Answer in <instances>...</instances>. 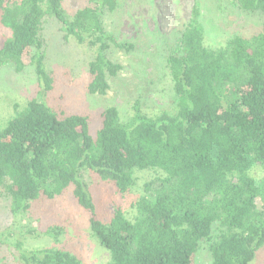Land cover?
Here are the masks:
<instances>
[{"label": "trees", "instance_id": "trees-1", "mask_svg": "<svg viewBox=\"0 0 264 264\" xmlns=\"http://www.w3.org/2000/svg\"><path fill=\"white\" fill-rule=\"evenodd\" d=\"M69 15L63 0H0V69L22 72L30 65L47 90L43 39L49 18L62 25L65 38L96 49L90 62L88 91L105 94L108 75L122 65L108 50H132L104 26L102 13L119 0H86ZM241 10L264 17V0H232ZM199 0L168 57L177 99L173 113L156 116L139 104L127 120L116 106L102 112L93 137L86 115L59 116L40 98L0 126V188L11 198L14 215L40 197L54 199L68 189L87 212L92 234L109 253L108 264H195L202 241L209 242L211 264H252L264 246V178L251 174L264 166V23L261 31L235 34L219 47L206 43ZM155 178L109 221L102 220L85 172L112 182L125 195L138 188L139 173ZM219 232L213 235L214 225ZM50 232L59 234L58 227ZM23 264H82L70 251L42 248L22 251Z\"/></svg>", "mask_w": 264, "mask_h": 264}, {"label": "rangeland", "instance_id": "rangeland-1", "mask_svg": "<svg viewBox=\"0 0 264 264\" xmlns=\"http://www.w3.org/2000/svg\"><path fill=\"white\" fill-rule=\"evenodd\" d=\"M196 0H119L114 11L102 13L106 30L119 41L132 43L126 50L112 46L108 57L121 64L115 75H108L109 89L105 94H92L88 84L92 80L90 62L96 49L65 38L61 23L49 18L44 25L43 39L47 50L46 70L54 81L47 90L28 65L17 72L9 65L0 69V126L14 115L15 104L23 108L29 100H44L59 116L86 115L93 137L102 125V112L116 106L121 118L127 120L133 107L139 104L151 116L164 111L173 113L177 99L168 69V57L179 48L180 37L190 18ZM201 20L206 30V43L219 47L235 34L251 35L262 30L264 17L247 13L232 0H199ZM87 4L86 0H63L69 15ZM1 17V12H0ZM10 31L0 23L1 38ZM156 173H139L138 188L122 195L115 184L101 180L94 173L85 172L99 217L109 221L117 207L132 213L131 203L145 191V184ZM251 174L264 178V166L256 165ZM11 198L0 188V264H23L21 252L42 248H59L77 255L82 264H108L109 253L92 234L89 216L74 197L72 189L54 199L40 197L24 213L14 215ZM259 209L264 210L260 199ZM59 228V234L50 232ZM219 232L214 225L213 235ZM209 242L202 241L195 254V264H211ZM252 264H264V246L256 253Z\"/></svg>", "mask_w": 264, "mask_h": 264}]
</instances>
